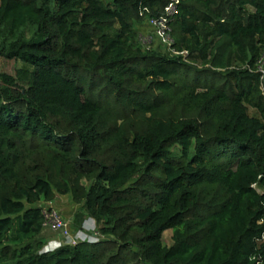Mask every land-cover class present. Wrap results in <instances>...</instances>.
<instances>
[{"label":"trees","instance_id":"16d2710c","mask_svg":"<svg viewBox=\"0 0 264 264\" xmlns=\"http://www.w3.org/2000/svg\"><path fill=\"white\" fill-rule=\"evenodd\" d=\"M170 1L0 0V264H264V0H181L187 58ZM63 200L100 241L43 254Z\"/></svg>","mask_w":264,"mask_h":264},{"label":"built area","instance_id":"2783aa9c","mask_svg":"<svg viewBox=\"0 0 264 264\" xmlns=\"http://www.w3.org/2000/svg\"><path fill=\"white\" fill-rule=\"evenodd\" d=\"M181 0H171L170 4L166 7L164 14L159 18L148 19L147 22L154 30L155 35L162 40L170 49L172 55H183L188 57V52L178 53L174 49L175 39L173 38L172 23L175 21L179 14ZM146 44V43H144ZM149 45V44H148ZM150 46V45H149ZM149 49V48H148ZM264 56L257 63L254 72L258 73L261 78L262 89L264 92ZM44 207L45 216V231L59 235L58 239L46 245L43 250L44 253L55 252L66 245H77L78 243H89L94 238L99 243L97 227L88 226V220L85 222L84 227L77 234L73 235L70 231L72 222L65 220L58 210H56L51 203ZM95 221L94 219H91ZM96 222V221H95Z\"/></svg>","mask_w":264,"mask_h":264},{"label":"rangeland","instance_id":"374dc122","mask_svg":"<svg viewBox=\"0 0 264 264\" xmlns=\"http://www.w3.org/2000/svg\"><path fill=\"white\" fill-rule=\"evenodd\" d=\"M105 1H108V0H105ZM136 34H137L136 42L141 43L144 46V48H146V49L149 48L150 50H158V51H161L163 54H170L169 47L166 44H164L162 42V40L159 39L155 35L154 30L151 28V26L148 24V22H145L142 26H139L137 28ZM144 43H146V44H144ZM24 66L25 65L21 61L8 60V59H5V58L1 59V71L3 73H5V74L11 75V76H16L17 72L19 70H21ZM263 67H264V64H263ZM249 113L253 117H255V116L258 117L259 116L258 113L255 110H253V109H250ZM261 192H264V191L261 190ZM51 204L53 205V207L56 210H58L60 212V214L63 216L64 219L70 220V218H67L66 216H64L62 214V212L60 211L59 201L53 202ZM49 205L50 204H48V203H44L43 207H47ZM87 222H88V226H96L97 227V223L95 221L91 220V218L88 219ZM79 231H75V232H71V233L73 235H75ZM57 237H59V235H53V234H50V233H45V234H42L40 236L41 240L45 243V247H46L47 244L55 241ZM51 239H52V241H51ZM164 243H165V245H167L169 247H171L173 245V231L170 230V231H167L164 234Z\"/></svg>","mask_w":264,"mask_h":264},{"label":"crops","instance_id":"0c3cea01","mask_svg":"<svg viewBox=\"0 0 264 264\" xmlns=\"http://www.w3.org/2000/svg\"><path fill=\"white\" fill-rule=\"evenodd\" d=\"M59 207H60V211L62 212V214L64 216H66L67 218H70V220H68V221L72 222V220L74 219V215L76 213L77 208L73 209L74 207L72 205H70V202L68 200L59 201ZM45 233L57 235V234L47 232V231H44L43 234H45ZM56 239H58V237ZM51 241H52V239H51Z\"/></svg>","mask_w":264,"mask_h":264},{"label":"bare ground","instance_id":"6f19581e","mask_svg":"<svg viewBox=\"0 0 264 264\" xmlns=\"http://www.w3.org/2000/svg\"><path fill=\"white\" fill-rule=\"evenodd\" d=\"M89 243H97V241H95L94 238H93V239H91V240L89 241Z\"/></svg>","mask_w":264,"mask_h":264}]
</instances>
